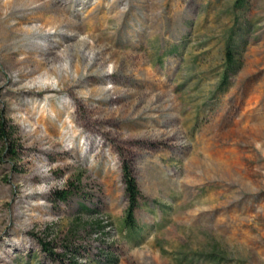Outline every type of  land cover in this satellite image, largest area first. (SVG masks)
<instances>
[{
  "label": "rangeland",
  "instance_id": "1",
  "mask_svg": "<svg viewBox=\"0 0 264 264\" xmlns=\"http://www.w3.org/2000/svg\"><path fill=\"white\" fill-rule=\"evenodd\" d=\"M237 1L0 0V264H264V0Z\"/></svg>",
  "mask_w": 264,
  "mask_h": 264
},
{
  "label": "trees",
  "instance_id": "2",
  "mask_svg": "<svg viewBox=\"0 0 264 264\" xmlns=\"http://www.w3.org/2000/svg\"><path fill=\"white\" fill-rule=\"evenodd\" d=\"M243 1L238 0L237 4L242 5ZM237 48L234 45L232 38L227 41V44L224 49V70L222 72L220 78V85L225 84L229 77L235 73L238 68L239 59ZM0 141L5 143V150L10 155H15V151L13 150V144L11 141V132L10 128L6 127L3 122H0ZM121 173H122V181L124 183V194L127 201V206L124 211V218H123V227L127 231V234H135L137 231V218H136V211L139 207V198H140V191L138 185L136 183L135 178L133 177L132 170L130 163L127 161L122 162L121 166ZM58 199L61 201H66L67 198L71 195L70 191H59ZM98 227L103 228L101 224H97ZM42 250L44 251L47 258L51 260L59 259L62 264H64L65 259L68 257V263L72 262V264H77L74 262L75 256L77 254L76 250H73L72 246L67 245L63 247L61 254H57L53 251L50 247L49 243H42ZM198 258H206L209 264H222L224 263V258L216 252H210L206 256L198 255Z\"/></svg>",
  "mask_w": 264,
  "mask_h": 264
},
{
  "label": "bare ground",
  "instance_id": "3",
  "mask_svg": "<svg viewBox=\"0 0 264 264\" xmlns=\"http://www.w3.org/2000/svg\"><path fill=\"white\" fill-rule=\"evenodd\" d=\"M124 2V1H123ZM83 5V4H82ZM86 5V4H85Z\"/></svg>",
  "mask_w": 264,
  "mask_h": 264
}]
</instances>
